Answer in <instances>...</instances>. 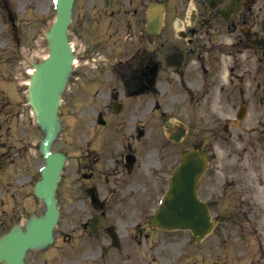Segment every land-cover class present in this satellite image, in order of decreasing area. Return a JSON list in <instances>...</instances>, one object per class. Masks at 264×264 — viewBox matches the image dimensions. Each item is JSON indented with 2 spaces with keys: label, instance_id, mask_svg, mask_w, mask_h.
Returning a JSON list of instances; mask_svg holds the SVG:
<instances>
[{
  "label": "rangeland",
  "instance_id": "374dc122",
  "mask_svg": "<svg viewBox=\"0 0 264 264\" xmlns=\"http://www.w3.org/2000/svg\"><path fill=\"white\" fill-rule=\"evenodd\" d=\"M164 1L169 8L178 4V0ZM56 5V0H0V220L12 222L21 229L46 212L44 200L35 193L46 160L41 150L44 126L33 108L32 84L36 70L46 62L53 48L51 28L56 19ZM255 6L264 16V0H255ZM77 17L74 9L69 40L84 53L88 43L75 36ZM178 17L168 9L165 26L157 36L161 68L156 92H141L134 101L142 120V134L136 143L142 180L130 189L123 183L114 185L117 176L113 174L107 178L105 152L99 157L100 161L95 162L96 170L92 174L86 167V152L95 149L99 154L104 149V143L102 147L100 143L98 149L97 144L91 149L88 139L95 141L94 136L104 133L105 126L94 121L98 113L96 107L101 104L94 106L89 93L85 92L90 87L87 83L92 73L89 60L83 62L85 67L79 72V80L71 79L76 65L70 67L60 91L59 132L52 147L64 158L55 192L60 217L54 229V240L31 247L26 258L28 264H46L45 259L50 262L60 245L58 234L71 229L69 216L91 213L89 188L92 186L98 188L102 199L108 198L105 203L110 209L116 210L110 200L123 199V207L115 215L120 219L133 264H150L153 240L158 241L163 236L169 238L168 251L179 246L178 240L185 243L188 250L184 255L185 264H264V233L261 234L264 230V163L259 171L253 168L248 142L252 126L259 124L251 119L264 117V108L259 110L257 106L262 101L259 96L254 98L255 105L247 111L246 120L234 126V114L240 101L234 105L228 97L230 89L223 90L228 78L222 68L226 64L230 67L232 57L218 55L216 49L206 54L209 59L205 63L201 62L198 53L189 50L193 46L182 38L186 25ZM146 40L143 34L141 39L136 37L135 44ZM122 44L126 52V37ZM171 46H180L186 51L181 70L170 68L164 61V54ZM215 58L221 68L216 71L212 63L208 73L204 72L203 67ZM219 91H222L220 96ZM226 124L229 131L225 130ZM180 126L187 129L185 137L179 142L169 139V134ZM191 149H206L211 158L201 177L198 195L209 204L213 218L218 220L214 231L197 244L192 242L187 230L165 235L155 234L150 227L156 200H160L168 186L172 169H167V165L172 163L174 170L182 154ZM154 163L162 170H155ZM249 216L254 226L259 224V234L251 232ZM131 228L133 233H128ZM157 251L164 255L165 249Z\"/></svg>",
  "mask_w": 264,
  "mask_h": 264
},
{
  "label": "flooded vegetation",
  "instance_id": "af4514ba",
  "mask_svg": "<svg viewBox=\"0 0 264 264\" xmlns=\"http://www.w3.org/2000/svg\"><path fill=\"white\" fill-rule=\"evenodd\" d=\"M152 1L76 0L75 4L78 15L74 29L75 36L88 43V47L84 53H81L79 46L75 47V43L73 44L77 60L74 65L77 70L72 73L71 79L79 80V72L85 67L83 62L89 60L88 64L92 73L87 83L90 87L85 92L89 93L94 106L101 104L96 107L98 113L94 121L97 125L105 126L104 133L94 136L95 141L88 139L91 147H96L97 144L98 149L100 143L101 147L104 143V149L99 154H96L93 147L91 149L94 151L86 152V167L92 174L96 170L93 167L95 162L97 164L100 161L99 157H102L105 152L103 162L108 174L107 178L111 174L117 176L114 177L113 184H126L127 189L142 180L138 166L141 163L136 153L139 147L136 145L137 137L140 138L142 134V123H140L142 120L139 119L140 113L134 101L141 92L148 90L156 92L155 86L158 84V73L161 68L157 35L146 38L145 43H138L137 46L135 44L136 37L141 39L145 30L148 6ZM232 1L221 0L212 7L208 0H178V4H174L172 8H169L165 2V15L170 9L180 17L181 22L186 25L185 32H182L183 39L186 44L193 46L189 50L192 53H198L201 62L205 63L209 59L206 54L216 49L219 52L218 55L232 57L230 67L228 64L222 67L227 71L225 78H228L223 90L229 88V99L234 105L240 101L238 109L244 107L245 112L251 111V107L255 105L253 99L259 96L262 104L257 106L260 110L264 108V46L262 44L264 16L257 10L255 0H240L239 7H233L230 15L223 14ZM107 20L108 24H106ZM124 37L128 42L127 53L122 44ZM182 50L184 49L180 46H171L169 49L171 52ZM121 53L124 54L121 55ZM253 57L256 59L254 60ZM216 59L218 58L203 67L204 72L208 73V69L213 66L212 63H215L216 71L221 68L220 62L217 63ZM185 61L186 58L184 63ZM104 66L109 70H106ZM148 77L155 82L154 87L148 85ZM254 79H257L256 83ZM222 91H219V96ZM76 97L79 98V94H76ZM245 116L246 113L239 118L236 111L233 119L234 126L246 120ZM251 120L259 123L252 126L248 136L252 166L259 171L260 168L263 169L264 163V123L262 124L264 117ZM225 127V130L229 131V124ZM240 129L244 132L243 128L240 127ZM259 132L262 134L259 135ZM110 143L112 145H109ZM108 145L109 149L105 151ZM153 165L156 167L155 170H162L155 163ZM167 169H172V173L173 164L169 163ZM93 193L97 197L96 200L92 197ZM89 196L91 213L69 216V222L72 223L71 229L58 234L60 245L55 249L57 253L52 260H49L50 262L45 259L46 264H133L132 254L127 252L124 231L119 225L120 219L115 215L121 211L123 199L110 200V202L113 201L112 206L116 208L114 210L105 203L108 198L102 199V194L98 192L96 186L89 188ZM251 221L252 216H249L251 232L259 233L257 232L260 228L259 224L254 226ZM11 223L0 220V239L13 230L14 225ZM154 232L165 235L173 233L162 230ZM128 233H133V228L128 230ZM263 233L264 230L261 231V234ZM168 242L169 238L164 236L158 241L153 240L149 253L150 264H184V255L187 251L185 243L178 240L179 246L168 251L169 248L166 247ZM158 248L165 249L164 255L162 251H157ZM27 253L28 251L24 258L26 264H28ZM262 260H264V252ZM0 264L7 263L0 260Z\"/></svg>",
  "mask_w": 264,
  "mask_h": 264
},
{
  "label": "water",
  "instance_id": "95a60500",
  "mask_svg": "<svg viewBox=\"0 0 264 264\" xmlns=\"http://www.w3.org/2000/svg\"><path fill=\"white\" fill-rule=\"evenodd\" d=\"M57 2L58 16L52 27L53 50L47 62L36 73L32 96V103L46 130L42 152L47 164L42 170L43 179L36 185V193L45 200L47 211L45 218L33 221L27 232H15L5 237L0 249L8 264H24L23 257L28 247L49 241L59 215L54 193L62 157L51 151V145L58 130L57 111L61 102L59 90L71 62L67 28L73 0ZM154 7L149 13V32H159L161 27L162 4L154 3ZM167 60L170 64L176 63L173 59ZM184 133L185 130L181 129L173 138L179 140ZM207 164L204 150L184 153L183 161L174 172L169 190L153 219V225L164 229H191L195 240L211 232L216 222L211 220L207 204L197 195L199 178Z\"/></svg>",
  "mask_w": 264,
  "mask_h": 264
}]
</instances>
